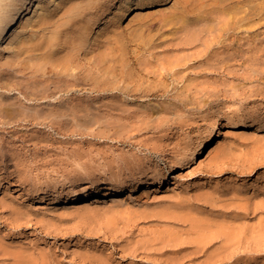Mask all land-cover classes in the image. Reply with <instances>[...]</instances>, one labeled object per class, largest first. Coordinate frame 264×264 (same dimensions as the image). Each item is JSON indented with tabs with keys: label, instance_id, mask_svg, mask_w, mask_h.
<instances>
[{
	"label": "rangeland",
	"instance_id": "1",
	"mask_svg": "<svg viewBox=\"0 0 264 264\" xmlns=\"http://www.w3.org/2000/svg\"><path fill=\"white\" fill-rule=\"evenodd\" d=\"M244 23L222 54L224 67L209 66L207 58L199 64L195 49L169 52L153 67L173 62L183 79L158 85L134 69V79L152 83L154 92L115 91L113 100L121 103L115 111L105 109L111 97L103 95L73 133L0 124L6 128L0 129V264H13L17 255L35 258L39 250L51 264H264V9ZM159 33L157 25L146 31L153 38ZM214 118L228 124L220 138L205 156L178 167ZM164 175L172 176L163 181ZM97 190L99 203L66 201ZM189 219L212 222V233L232 228L239 246L217 254L223 237L191 255L196 235L209 233Z\"/></svg>",
	"mask_w": 264,
	"mask_h": 264
},
{
	"label": "bare ground",
	"instance_id": "2",
	"mask_svg": "<svg viewBox=\"0 0 264 264\" xmlns=\"http://www.w3.org/2000/svg\"><path fill=\"white\" fill-rule=\"evenodd\" d=\"M111 8H116L114 13ZM263 9L264 0H0V124L73 133L82 118L89 119L99 109L94 102L103 100V95L111 97L105 109L115 111L121 109V103L113 100L118 97L115 91L128 96L154 92L152 83L134 79V69L146 71L147 79H158V85L175 75L183 79L181 71L174 69L178 64L165 61L158 70L153 67L169 52L180 55L195 49L199 64L207 58L209 66L220 68L223 63L224 67L227 63L222 54L236 43L240 28L247 24L245 19L260 16ZM21 16L20 29L10 34ZM123 21H128L126 26ZM156 25L159 38L146 34ZM228 39L232 40L226 45ZM214 49L221 51L213 53ZM126 78L133 80L121 85ZM221 127L228 124L214 118L194 152H183L178 167L205 156L220 138ZM156 153L166 161L162 152ZM168 177L164 175L162 180ZM122 193L123 188L114 190L110 201ZM99 194L98 190L91 197L72 193L66 201L99 203ZM190 221L194 227L206 225L203 227L209 233L192 238L199 243L187 250L191 255L205 253L209 244L223 237L224 243L215 253L224 255L234 244L239 246L240 240L235 238L239 235L234 236V231L229 234L232 228L226 232L225 226L217 227L212 233V222ZM51 259L39 250L35 258L17 255L13 264H51Z\"/></svg>",
	"mask_w": 264,
	"mask_h": 264
}]
</instances>
